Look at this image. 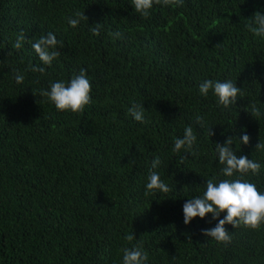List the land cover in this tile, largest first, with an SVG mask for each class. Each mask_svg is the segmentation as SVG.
I'll use <instances>...</instances> for the list:
<instances>
[{
	"label": "trees",
	"instance_id": "1",
	"mask_svg": "<svg viewBox=\"0 0 264 264\" xmlns=\"http://www.w3.org/2000/svg\"><path fill=\"white\" fill-rule=\"evenodd\" d=\"M149 11L142 17L132 0H0V264H122L121 249L137 246L146 264H264V222L225 225L231 241L223 243L202 234L218 223L212 214L189 225L183 214L208 179H243L264 194V149L255 147L264 142V37L247 28L264 0H183ZM76 12L88 20L73 28ZM49 32L63 45L51 66L31 46ZM82 68L92 86L83 112L59 111L41 95ZM206 79L237 84L236 104L201 95ZM133 103L144 105V123L129 113ZM253 103L259 117L245 111ZM188 126L192 152H173ZM228 137L259 174L223 175L215 148ZM156 156L170 191L145 195Z\"/></svg>",
	"mask_w": 264,
	"mask_h": 264
},
{
	"label": "clouds",
	"instance_id": "2",
	"mask_svg": "<svg viewBox=\"0 0 264 264\" xmlns=\"http://www.w3.org/2000/svg\"><path fill=\"white\" fill-rule=\"evenodd\" d=\"M154 3L164 6H183V0H132L134 10L144 18L149 17V10L152 9ZM74 15L75 18H68V23L73 28L77 27L81 20H88L85 13L76 12ZM101 28L102 24L97 23L91 28V31L94 35L99 36ZM247 28L254 36L264 37V12L257 11L249 19ZM115 35L119 36L120 34L115 33ZM24 40L25 35L21 32L13 47L20 49ZM58 43L63 46L62 41L58 42L56 36L49 32L46 36H40L31 46L42 64L51 66L52 62L60 56V52L56 50ZM29 67L33 72L45 74L46 70L42 66H32L30 64ZM23 81V75L17 74L16 82L23 83ZM49 89L42 91L41 95L48 97L59 111L83 112L85 107L91 103L92 86L87 78L86 70L83 68L78 74L72 76L69 83L57 81L51 83ZM210 90L218 98V105H222L225 108L236 104L237 96L241 93V88L231 80L220 82L206 79L199 85V92L205 97L208 96ZM128 111L136 121L145 122L144 105L133 103ZM245 111L252 117L261 115V111L255 103L251 104L250 112L248 109H245ZM201 120V117H197L198 124ZM210 132L211 136L214 135L211 129ZM196 140L197 137L193 132V128L191 126L186 127L182 138H174L173 152L179 153L183 149L185 153H191ZM239 141L247 145L250 142V137L247 134H243ZM233 144L234 138L232 137H228L223 144L216 143L215 152L218 155L219 164L223 165L221 169L223 175L233 177L235 173H239L243 177L249 172L259 174L261 165L249 159L246 155L238 156L233 149ZM255 147L256 150L264 149V142L260 141ZM186 157V155L181 157V162ZM161 163L159 156H156L152 161L145 195L157 190L163 193L170 191L169 186L161 180L160 175L155 171ZM225 212L226 215L221 219V213ZM183 214L186 225L191 224L196 217L204 219L208 214H212V219L217 220L218 223L210 229H202V234L217 242L228 243L231 241V236L225 225L230 224L234 228L243 225L244 227L256 229L264 222V194L258 191L255 184L243 179H224L218 183L214 182V179H208L206 181V190L202 196L188 199L184 203ZM126 239L131 242L134 237L133 235H128ZM121 251L123 253L122 264H146L148 255L140 247L137 246L131 249L125 247Z\"/></svg>",
	"mask_w": 264,
	"mask_h": 264
}]
</instances>
